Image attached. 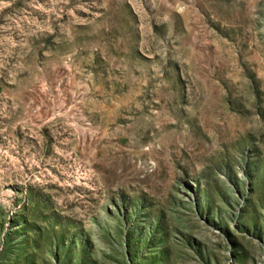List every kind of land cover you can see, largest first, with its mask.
<instances>
[{
  "label": "rangeland",
  "instance_id": "obj_1",
  "mask_svg": "<svg viewBox=\"0 0 264 264\" xmlns=\"http://www.w3.org/2000/svg\"><path fill=\"white\" fill-rule=\"evenodd\" d=\"M0 264H264V0H0Z\"/></svg>",
  "mask_w": 264,
  "mask_h": 264
}]
</instances>
